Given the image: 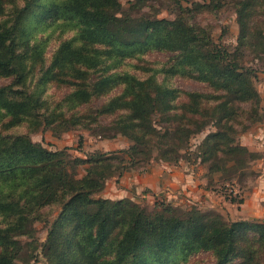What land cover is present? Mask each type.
Returning <instances> with one entry per match:
<instances>
[{"label": "trees", "instance_id": "obj_1", "mask_svg": "<svg viewBox=\"0 0 264 264\" xmlns=\"http://www.w3.org/2000/svg\"><path fill=\"white\" fill-rule=\"evenodd\" d=\"M117 6L118 0H22L10 10L0 0V78H10L0 85V264H17L19 253L30 244L19 238L30 234L28 223L50 205H58L60 212L41 248L53 264H180L192 252L209 249L215 253L216 264H225L235 254L242 257L238 264H264L246 232L254 230L264 246V225L246 221L227 225L219 216L196 209L181 212L168 204L147 212L125 199H94L92 195L116 172L112 160H120L97 151L87 153L86 160L67 161L30 139V129L41 124L48 127L57 114L56 106L50 108L39 89L58 74L83 77L85 82L57 105L63 104L65 110L112 93L87 119L91 122L98 114H113V124L106 129L132 142L124 151L130 160H147L153 155L177 162L178 150L187 148L190 136L206 126L204 119L194 115L204 114L203 102L213 95L193 91L187 93V102H176L179 90L170 86L169 78L181 71L177 64L193 65L204 78H216L220 88L231 81L236 89L231 87L229 92L237 98H258L252 69L239 72L242 67L225 60L221 48L203 49L206 38L199 37L190 24L182 19L118 14ZM238 13L244 18L252 11L245 3ZM51 25V32L59 29L70 35L59 43L50 64L30 87L34 60L44 41L33 43V34ZM246 35L239 37V44L248 41ZM150 49L176 50L182 57L168 65L156 61L158 67L141 65L149 72L146 77L122 69L126 61L140 60ZM89 73L98 75L86 81ZM221 98L210 110L216 131L200 143L201 154L212 157L209 170L220 162L215 159L219 152H227L235 166L248 150L231 134L233 125L228 118L234 110L225 93L213 99ZM43 106L48 109L40 111ZM159 115L161 120L176 123L157 128L152 117ZM79 119L75 114L73 121ZM81 163L88 167L77 177L75 167Z\"/></svg>", "mask_w": 264, "mask_h": 264}, {"label": "rangeland", "instance_id": "obj_2", "mask_svg": "<svg viewBox=\"0 0 264 264\" xmlns=\"http://www.w3.org/2000/svg\"><path fill=\"white\" fill-rule=\"evenodd\" d=\"M20 3L22 0H5V6L10 10ZM245 3L252 14L241 18L238 11ZM116 11L118 14L128 13L136 18L151 20L182 19L198 32L199 37L206 38V43L201 45L203 49L204 47L211 49L213 46L221 48L225 51V60L242 67L239 72L245 68L252 69L254 76L251 81L257 93L256 100L254 97L237 98L233 92H229L231 87L236 89L231 81H225V89L220 88L215 81L216 78H204L199 69L186 63L177 64L176 67L181 68V71L169 78L170 86L179 90L175 100L178 103L188 101V92L213 95V98L225 93V99L229 100L228 106L234 110L233 116L228 118L233 125L231 134L239 144L245 143L243 146L249 149L247 153L238 158V165L233 166V162L228 160L230 155L227 152H219L215 158L216 161L220 159L217 167L208 169L212 157L207 159L201 154L200 143L207 134L216 131L210 110L215 103L223 99L215 101L209 98L202 105L204 114L194 115L195 118L204 119L206 126L190 136L187 148L178 150L179 161L167 162L153 155L147 160H130V156L124 151L132 142L116 130L106 129L113 124V114H98L91 122L88 120L89 117L87 119V115L96 114L95 108L112 93L106 96L99 95L96 99L92 97L89 101L69 110H65L63 104L57 106L71 89L85 83L83 77L66 74L49 78L40 87V97L50 103V108L56 106L54 112L57 114L48 127L41 124L30 129V139L51 151L58 152V156L67 161L86 160L87 153L97 151L109 152L112 154L111 157L120 160H112L116 172L106 179L101 191L92 195L94 199H125L147 212L159 211L162 204H168L181 212L196 209L208 215L219 216L227 225L238 221L264 225V0H118ZM53 28L52 25L47 29L38 28L33 34L31 40L33 43L44 41L41 54L34 60L30 87L37 81L41 70L50 64L52 54L59 43L70 35L69 32L62 33L59 29L51 32ZM242 34H247L248 41L239 44V37ZM181 57V52L176 50L150 49L140 60L136 59L129 63L126 61L122 69L146 77L149 72H144L141 65L158 67L156 61L168 65L177 63ZM81 75L84 76V73ZM96 75L98 73L86 74V81H92ZM157 78L161 80V74L157 75ZM9 82L10 78H0V85ZM46 109L48 108L43 106L40 111ZM186 113L192 117L190 112ZM75 114L80 118L78 121H73ZM152 120L157 128L176 123L173 120H161V115L152 117ZM18 130L24 132L25 128ZM151 165L166 166L167 173H171V169L180 170L185 180L186 172H193L195 179L186 181L191 185V189H183L177 184H169L155 191L138 188L139 184L132 182V179L141 175ZM86 167L87 163L77 165L76 176L84 175ZM121 167L124 168L120 170ZM59 212L58 205L47 206L40 216H36L28 223V227L32 228L30 234L19 239L22 243L30 244L24 246L19 253L15 260L17 264H53L52 259L44 256L41 244L45 242L47 231L59 216ZM246 232L255 241L257 257L264 258V246L256 232L250 229ZM214 254L211 249L192 252L180 264H216ZM241 261V255L235 254L225 264H238Z\"/></svg>", "mask_w": 264, "mask_h": 264}, {"label": "crops", "instance_id": "obj_3", "mask_svg": "<svg viewBox=\"0 0 264 264\" xmlns=\"http://www.w3.org/2000/svg\"><path fill=\"white\" fill-rule=\"evenodd\" d=\"M241 144L245 145V143ZM165 168L166 166L151 165L143 173H141V175L136 176L135 179H132V182H137V184H139V186H137L138 188H147L146 190L148 191H155L163 186L167 187L169 184H177L183 189H191V185L186 181L195 179L193 172H186L187 180H185V176L184 178L182 177L180 170L171 169L172 172L167 173Z\"/></svg>", "mask_w": 264, "mask_h": 264}]
</instances>
